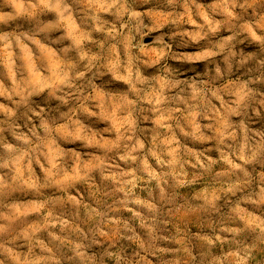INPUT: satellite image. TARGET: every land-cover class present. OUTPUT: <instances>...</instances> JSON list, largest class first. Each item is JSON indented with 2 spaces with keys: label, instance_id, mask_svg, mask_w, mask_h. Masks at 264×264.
<instances>
[{
  "label": "clouds",
  "instance_id": "1",
  "mask_svg": "<svg viewBox=\"0 0 264 264\" xmlns=\"http://www.w3.org/2000/svg\"><path fill=\"white\" fill-rule=\"evenodd\" d=\"M0 264H264V0H0Z\"/></svg>",
  "mask_w": 264,
  "mask_h": 264
}]
</instances>
